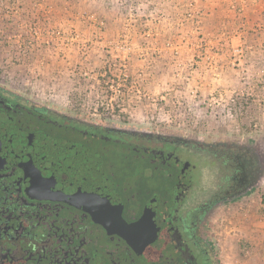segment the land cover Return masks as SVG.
<instances>
[{"label": "rangeland", "instance_id": "obj_1", "mask_svg": "<svg viewBox=\"0 0 264 264\" xmlns=\"http://www.w3.org/2000/svg\"><path fill=\"white\" fill-rule=\"evenodd\" d=\"M249 16L264 33V0H0V264H95L104 229L34 194L84 162L126 223L153 207L148 261L264 264V48L243 42ZM192 147L218 161L199 190Z\"/></svg>", "mask_w": 264, "mask_h": 264}, {"label": "water", "instance_id": "obj_2", "mask_svg": "<svg viewBox=\"0 0 264 264\" xmlns=\"http://www.w3.org/2000/svg\"><path fill=\"white\" fill-rule=\"evenodd\" d=\"M75 164L77 167L70 173L64 169L55 173L56 180H52L56 182L53 184L59 186L45 184L34 194L44 197L47 190L55 192L56 199L85 211L104 229L105 241L96 255L95 264H154L143 256L156 232L153 207L146 210L141 220L126 223L122 218L121 200L99 163Z\"/></svg>", "mask_w": 264, "mask_h": 264}, {"label": "trees", "instance_id": "obj_3", "mask_svg": "<svg viewBox=\"0 0 264 264\" xmlns=\"http://www.w3.org/2000/svg\"><path fill=\"white\" fill-rule=\"evenodd\" d=\"M223 6V5H222ZM206 10H204V12H205ZM217 11V10H216ZM220 11H222V10H220ZM202 13H203V11H201V14L198 16V17H194V21H193V23L195 24V25H198V24H200L201 22H203V21H205V22H207L208 20H209V16H208V11H206L205 13H204V15H202ZM208 13V14H207ZM221 13V12H220ZM215 16V15H214ZM236 16H237V14H236V12H235V14L234 15H232L231 17H220L221 19H219V20H222L220 23L222 24V26H224V28L226 29V31H230V26L232 25V23L233 22H236V23H238V21H237V19H236ZM217 17H219V16H217ZM262 17H264V16H262ZM243 23H246L245 25H244V27L242 28L243 29V32H244V36H243V39H244V44L245 45H249V44H252V43H254V40H255V37H259V38H261L262 39V47L264 48V33L262 32V31H257V33H255L254 34V30H256L255 29V25H256V23H253V19H252V17H248V19H247V21H242ZM205 24H209V23H205ZM199 26V25H198ZM197 26V27H198ZM204 27H205V25H204ZM199 28H202L201 27V25H200V27H198V29ZM199 33H201V31L200 30H197ZM221 47V45L220 44H217V47ZM3 95V94H2ZM238 98V97H237ZM95 130V129H94ZM95 131H97V132H101V133H104L105 134V131H102V130H100V129H97V130H95ZM131 138H134L135 140H137V141H140V140H138V139H141V137H133V136H131ZM142 140V139H141ZM153 142L154 141H150V143H152L153 144ZM160 143H158L159 145L158 146H163V147H165L166 145H168V144H166V143H164V142H162V141H159ZM155 144V143H154ZM155 145H157V144H155ZM167 147V146H166ZM169 147V146H168ZM170 148H174V149H178V148H176L174 145H172V147H170ZM193 148V150L195 151V153H197V152H199V153H201V150L199 149V148H196V147H192ZM180 150V149H179ZM201 156H202V160H204V165H203V168H202V172H203V174H204V178L206 179V182H209V181H211V179L217 174V172H218V167H217V160L215 159V157H213V156H211V155H208L207 153H202L201 154ZM206 189H207V187H206Z\"/></svg>", "mask_w": 264, "mask_h": 264}, {"label": "flooded vegetation", "instance_id": "obj_4", "mask_svg": "<svg viewBox=\"0 0 264 264\" xmlns=\"http://www.w3.org/2000/svg\"><path fill=\"white\" fill-rule=\"evenodd\" d=\"M178 146H179V145H178ZM178 146L175 145L176 148H178V149L181 148L180 150H183L181 146H179V147H178ZM187 149H189V148H187ZM202 153H203V152H202ZM202 153H200V154H199V152L197 153V154L200 156V159L202 158V156H201ZM203 165H204V162L202 163V166H201L202 168H203ZM199 175L201 176V178H200V181H199L198 186H197L196 189H198V188L200 187V185H202L203 182H204L203 172L201 171V172L199 173ZM211 181H212V180H211ZM211 181H210L209 183H211ZM218 185L221 186L220 182H215V183H214V186H218ZM206 187H208V186H206ZM209 188H210V187H209ZM209 188H208V189H209ZM198 190H199V189H198ZM217 190H218V189H216V191H217ZM205 191H207V189H206ZM214 192H215V191L210 192V189H209V191H208V195H207V196H208V197H211V194H214ZM206 193H207V192H205V194H206ZM189 206H190V205H189ZM189 208H192L193 210L191 211V210H189L187 207H186V208H185V207L182 208V210H183V212H184V213H182V214L185 215L188 211H189V212L196 211V208H194L193 206H190Z\"/></svg>", "mask_w": 264, "mask_h": 264}, {"label": "crops", "instance_id": "obj_5", "mask_svg": "<svg viewBox=\"0 0 264 264\" xmlns=\"http://www.w3.org/2000/svg\"><path fill=\"white\" fill-rule=\"evenodd\" d=\"M235 3H236V2H235ZM236 11H237V10H236ZM217 25H218V24H217ZM217 25H216V26H217Z\"/></svg>", "mask_w": 264, "mask_h": 264}, {"label": "built area", "instance_id": "obj_6", "mask_svg": "<svg viewBox=\"0 0 264 264\" xmlns=\"http://www.w3.org/2000/svg\"><path fill=\"white\" fill-rule=\"evenodd\" d=\"M188 16H190V15H188Z\"/></svg>", "mask_w": 264, "mask_h": 264}]
</instances>
